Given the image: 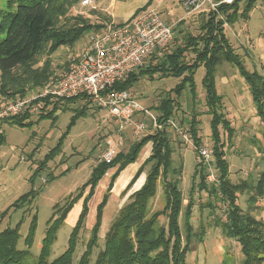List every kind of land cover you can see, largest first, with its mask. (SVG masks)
<instances>
[{"label":"trees","instance_id":"1","mask_svg":"<svg viewBox=\"0 0 264 264\" xmlns=\"http://www.w3.org/2000/svg\"><path fill=\"white\" fill-rule=\"evenodd\" d=\"M81 1L6 0L5 7L0 9V97L22 96L30 87L36 89L44 86L52 73L48 59L40 68L36 67L39 55L47 53L48 57L60 47L70 48L85 33L99 32L110 22L93 9L91 15L97 18L95 24L80 15H71V10L81 7ZM243 1L235 0L231 5L220 6L218 12L224 16V21L209 14L207 20L201 21L198 35L183 34L182 45H177L173 41L172 46L169 45L161 57L152 56L141 70L136 74L129 75L123 81L115 83L110 90L127 91L133 98L130 90L141 77L146 76L152 79L155 74H158L160 78L179 79L182 77L173 89L175 96H180L179 94L187 86L190 96L193 98L196 91L195 73L198 68L204 69L201 87L211 115L212 158L207 164L198 156L199 162L194 167L189 196L196 188L199 193L203 192L224 205L226 207L224 219L223 221L217 220L218 226L226 237L235 240L238 244L242 256L241 264H264V223L256 219L250 209L257 204L256 197H262L264 194L261 186L263 180L260 179L254 187L245 184V182L242 184L230 182L229 164L225 157L224 144L221 141V129L228 139L232 138L233 130L230 128L226 116L217 113V109H221L222 96L216 90V68L220 63L225 62L237 69L239 76L247 86L255 116L262 126V147L260 150L264 154V77L245 68L239 56L230 46L223 29L224 23H233L237 16L246 17L257 0H245L244 7L238 15L240 2ZM262 1L264 2V0ZM149 4L147 3L142 10L145 11ZM140 10L136 11L134 16L141 13ZM200 15L202 16V14ZM178 23L181 24V21ZM175 29L176 27H174ZM188 52L194 57L186 61L185 54ZM80 99L78 96L51 102L43 100L38 109L39 117L36 122L42 119L56 120L55 113L57 111H65L68 105ZM173 102L169 94L161 99L159 106L154 109L158 114L156 121L159 127L153 129L149 125L153 131L133 142L126 152H115L110 162L101 160L95 163L88 179L78 188L77 194L74 197L69 196V200L63 206L54 207L53 214L46 222L47 228L34 261L29 262L28 258L35 234L37 215H33L31 218L23 241L24 249L18 248L22 220L13 228L6 227L1 230L0 264H186V255L190 251L188 250L189 242L193 238V230L190 225L193 202L190 198L184 206V199L178 187L181 169L180 166L173 167L174 148L170 141H173L175 136L172 137V133L170 134L168 130L170 129L174 133V126L168 125L174 117ZM49 106L51 109L44 113L43 111H46ZM86 112L85 105L73 109L66 131L60 137L57 146L47 154L38 170L44 168L47 160L59 152L60 145L71 127ZM27 119H29L28 113L1 120L0 146L5 143L4 132L1 131L3 124L30 127L32 123L26 122ZM195 127L192 118L189 122V138L192 140L193 149L198 154L201 142L197 137ZM148 144H151L149 156L141 163L123 192L130 190L142 173H145L144 183L139 190L129 196V201L119 210L104 235L103 248L97 252L92 261L93 251L98 243L104 209L107 206L114 182L126 167L137 161L139 153ZM146 167H148L147 171H145ZM129 169H127L128 173ZM112 170L114 172L110 176L106 190L95 207L94 223L89 229L90 237L85 245V250L78 261L74 262L79 234L86 228L89 201L93 197L98 183ZM210 172L215 178L213 182H209L207 179ZM261 178L264 176L261 175ZM196 179H198L197 184H195ZM30 180L32 181V178ZM158 185L162 189L164 205L160 211L150 212V205L156 198ZM242 192L249 194L247 199L249 207L246 211H242L237 205V195ZM37 194V190L30 189L5 209L0 218H4L12 208L17 210L21 206L31 205ZM82 198L80 212L69 234L67 248L61 255L50 260V251L60 226L67 220L74 205ZM220 204L213 206L209 203L206 207L214 210L219 208ZM181 217H183L184 233L180 229ZM160 218L166 219L165 226H159Z\"/></svg>","mask_w":264,"mask_h":264},{"label":"rangeland","instance_id":"2","mask_svg":"<svg viewBox=\"0 0 264 264\" xmlns=\"http://www.w3.org/2000/svg\"><path fill=\"white\" fill-rule=\"evenodd\" d=\"M182 1L154 0L150 7L165 24L173 27V39L170 46H172L173 41L177 45H182L181 37L183 34L198 35L201 21L207 20L209 14L224 21V16L220 12H205L196 18H192L194 15L186 16L181 4ZM244 1L240 2L238 15L244 7ZM5 5L6 0H0V9H3ZM92 11L91 6L87 8L78 7L71 10L70 13L73 16L80 15L88 19L90 23L95 24L97 18L91 15ZM244 17L239 15L233 23H224V33L245 68L264 77V2L257 0L251 11ZM179 20L181 24L178 23ZM116 22H120V20ZM174 27H176L175 30ZM89 34V32L85 33L70 48L60 47L48 57L47 53L39 55L36 67L40 68L48 59L51 77L62 72L67 65V60L87 46ZM185 55L186 61L194 57L190 52ZM203 74L204 69L198 68L194 76L196 91L193 98H191L187 86L179 94L180 96H175L173 89L182 77L179 79L160 78L158 74H155L152 79L146 76L141 77L130 90L133 99L142 110L141 113L139 112L134 116V121L151 125V118L156 120L158 115L154 109L159 106L161 99L169 94L170 99L174 101V108L172 109L174 117L171 121L174 127L170 125L174 129V133L168 129L170 134L172 133V137L175 136V139L170 141L174 148L173 167L178 168L180 166L181 169L178 187L184 199V206L190 198L193 202L190 218L193 238L189 242L188 250L190 251L186 255L185 262L186 264H241L242 256L238 244L235 240L226 237L218 226V219L221 221L224 219L226 207L220 204L217 199H213L203 192L199 193L196 188L189 196L194 167L199 162L198 154L193 149L192 140L189 138V122L192 118L196 125L195 130L200 139L201 147H207L210 150L212 147L210 137L211 115L206 106L204 91L201 87ZM215 83L217 93L222 96L221 109H217V113L226 116L225 118L233 130L232 138L228 139L221 129V141L224 144L225 157L229 164V180L232 184L245 182V184L254 187L261 179L263 180L261 186L264 190V178H261V175L264 176V154L260 150L262 147V126L255 116L247 86L239 76L237 69L225 62L220 63L216 68ZM33 89L30 87L22 96L0 97V110L7 100L20 99L29 102ZM82 105L87 107L85 115L79 117L71 127L60 145L59 152L47 160L44 168L38 170L40 164L45 161L47 154L57 146L60 137L66 131L73 109ZM50 109L51 106L43 112L46 113ZM22 115L24 113L18 116ZM55 115L56 120L54 121L42 119L36 122L39 117L37 110L29 114V119L26 120V122L32 123L30 127H19L8 123L1 127V131L4 132L5 143L0 146V215L30 189L33 188L38 191L31 205L21 206L17 210L12 208L4 218H0V231L6 227L13 228L22 220L19 229L18 248L24 249L23 241L31 218L33 215H37L35 234L29 251V262L34 261L39 253L41 241L47 228L46 222L53 214L54 207L63 206L69 200V196L74 197L77 194L78 188L88 179L94 164L101 161L105 142L111 141L115 152H126L133 142L153 131V129L148 128L146 132L137 135L134 134L132 128L119 131L118 124L108 115L106 110H100L88 102H82L81 99L68 105L65 111H57ZM3 119L5 118H0V121ZM149 148L148 144V147L145 146L141 150L137 163H141L142 158L148 157ZM127 169L120 178L117 177L115 189H113V193L111 192L104 209L98 243L94 248L92 261L97 252L103 248L104 235L118 215L119 210L129 201V196L140 189L137 188L140 186L141 180L136 182L130 190L123 192L129 184L125 186L124 182L133 168L129 169V173ZM147 169L148 167L145 168V171ZM65 170L67 171L63 173ZM113 172L112 170L107 174ZM110 176L105 175L103 177L89 201L86 228L79 234L74 262L78 261L85 250V245L90 237L89 229L94 223L95 207L106 190ZM197 183L198 179L195 180V184ZM123 185L125 186L122 187L123 190H119V187ZM158 187L156 198L150 205V212L160 211L164 205L162 189L160 185ZM248 195L247 192L237 195V205L242 211H246L249 207ZM82 200L83 198L74 205L67 216V220L60 226L50 251V260L61 255L67 248L69 234L80 212ZM256 200L255 207L250 208L253 212L252 215L264 223V194L262 197H256ZM209 203L213 206L220 204V207L214 210L209 209L206 207ZM161 225H166L165 218L159 219V226ZM180 229L184 233L183 217L180 219ZM201 233L203 234L201 235Z\"/></svg>","mask_w":264,"mask_h":264},{"label":"built area","instance_id":"3","mask_svg":"<svg viewBox=\"0 0 264 264\" xmlns=\"http://www.w3.org/2000/svg\"><path fill=\"white\" fill-rule=\"evenodd\" d=\"M95 0H82L81 7L93 8ZM235 0H186L183 4L187 15L217 13L222 5ZM175 26V25H174ZM173 39V27L165 24L153 10L139 13L133 18L116 23L112 20L99 32L89 34L87 46L67 60L68 66L54 74L42 87L33 89L30 101L7 100L0 110V118L32 114L43 100L56 101L80 97L82 102L106 110L118 124L119 131L132 128L134 134L144 133L150 127L134 121V115L142 112L127 91H111L117 82L141 70L152 56L161 57ZM146 112V111H143ZM169 125H173L171 122ZM159 127L151 118V128ZM187 140V139H186ZM101 160L110 162L115 155L111 141H106ZM199 158L208 164L212 151L200 147ZM215 180L213 173L207 177Z\"/></svg>","mask_w":264,"mask_h":264},{"label":"crops","instance_id":"4","mask_svg":"<svg viewBox=\"0 0 264 264\" xmlns=\"http://www.w3.org/2000/svg\"><path fill=\"white\" fill-rule=\"evenodd\" d=\"M185 1L186 0H183L182 3H181L183 9H184L183 4H184ZM153 2H154V0H95L94 1V6H93L92 9L96 10L100 15H103L104 19H107L109 21L112 20L113 22H116V21L120 20V22H116V23H121V22H124V21H127V20L131 19L134 16V14L136 13V11H138L140 9H141L140 10L141 12L144 11L142 9L147 5V3H150V4L145 9V11L151 10L150 7L152 6ZM184 11H185V9H184ZM185 15L186 16L194 15L192 18L199 17V14L187 15L186 11H185ZM149 146H150L149 150L151 151V144H149ZM146 147H148V145H146ZM145 159L146 158H144V159L142 158V160L140 162L142 163ZM141 163H137V161H136L134 164H130L128 167L125 168V170L127 168H131V167L133 168L132 171L130 170L129 177L124 182L125 186L130 182L132 177L135 175V173L137 172V170L140 167ZM125 170H123L119 174L118 178L121 177V174ZM106 175H111V173L110 174H106ZM118 178L114 182L113 188L111 190L112 193H113V189H115V185L117 183ZM139 180H141V183H140V186L137 189H139L144 183V180H145V174L144 173H142L139 176V178L136 180V182H139ZM135 183L133 184V186L135 185ZM125 186L123 185V186L119 187V190H123L122 187L124 188ZM79 211H80V208H79Z\"/></svg>","mask_w":264,"mask_h":264}]
</instances>
